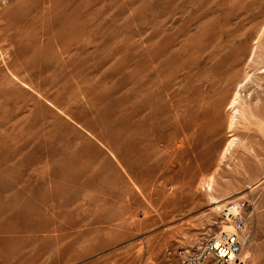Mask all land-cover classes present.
I'll use <instances>...</instances> for the list:
<instances>
[{"label": "rangeland", "instance_id": "rangeland-1", "mask_svg": "<svg viewBox=\"0 0 264 264\" xmlns=\"http://www.w3.org/2000/svg\"><path fill=\"white\" fill-rule=\"evenodd\" d=\"M231 201L264 264V0H0V264H181Z\"/></svg>", "mask_w": 264, "mask_h": 264}, {"label": "built area", "instance_id": "built-area-1", "mask_svg": "<svg viewBox=\"0 0 264 264\" xmlns=\"http://www.w3.org/2000/svg\"><path fill=\"white\" fill-rule=\"evenodd\" d=\"M248 205L228 202L220 211V230L194 250L178 251L181 264H244L242 254L249 240Z\"/></svg>", "mask_w": 264, "mask_h": 264}, {"label": "bare ground", "instance_id": "bare-ground-1", "mask_svg": "<svg viewBox=\"0 0 264 264\" xmlns=\"http://www.w3.org/2000/svg\"><path fill=\"white\" fill-rule=\"evenodd\" d=\"M234 101H235V100H234ZM234 101H232L231 104H234ZM233 142H234V139L230 140V142L227 144V147H226V149H225V153H227V152L229 151V149H230V147L232 146ZM249 187H250V186H249Z\"/></svg>", "mask_w": 264, "mask_h": 264}]
</instances>
